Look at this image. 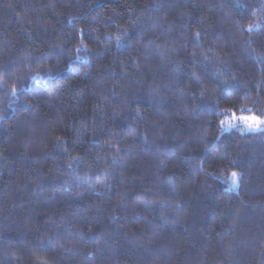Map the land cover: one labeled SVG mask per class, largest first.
Wrapping results in <instances>:
<instances>
[{
	"label": "trees",
	"instance_id": "obj_1",
	"mask_svg": "<svg viewBox=\"0 0 264 264\" xmlns=\"http://www.w3.org/2000/svg\"><path fill=\"white\" fill-rule=\"evenodd\" d=\"M234 115L264 119V0H0V264H264Z\"/></svg>",
	"mask_w": 264,
	"mask_h": 264
},
{
	"label": "rangeland",
	"instance_id": "obj_2",
	"mask_svg": "<svg viewBox=\"0 0 264 264\" xmlns=\"http://www.w3.org/2000/svg\"><path fill=\"white\" fill-rule=\"evenodd\" d=\"M241 116L256 117L257 118V121H256L257 127H254V128L250 129L244 121L238 119ZM261 120H264V119H261V118L255 116V115H234L233 117L229 118L228 120H226L224 122L223 129L225 131H230L232 129H241V130H244V131H259V130L264 128V124H260L259 123V121H261ZM249 123H252V121H249ZM232 185L234 187H236L238 185L237 174H235V176H233Z\"/></svg>",
	"mask_w": 264,
	"mask_h": 264
},
{
	"label": "snow or ice",
	"instance_id": "obj_3",
	"mask_svg": "<svg viewBox=\"0 0 264 264\" xmlns=\"http://www.w3.org/2000/svg\"><path fill=\"white\" fill-rule=\"evenodd\" d=\"M238 119L244 121L247 126L251 129L254 127H257V118L256 117H252V116H241ZM249 121H252V123H249ZM221 123H224L223 121ZM260 124H264V120L259 121ZM234 126V125H233ZM233 176H235V173H233Z\"/></svg>",
	"mask_w": 264,
	"mask_h": 264
}]
</instances>
